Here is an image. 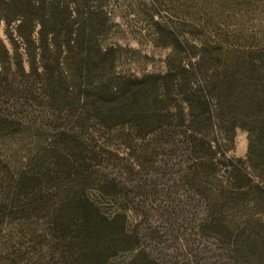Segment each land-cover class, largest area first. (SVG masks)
<instances>
[{"label":"trees","instance_id":"trees-1","mask_svg":"<svg viewBox=\"0 0 264 264\" xmlns=\"http://www.w3.org/2000/svg\"><path fill=\"white\" fill-rule=\"evenodd\" d=\"M127 1L0 0V264H264V0H147L138 75Z\"/></svg>","mask_w":264,"mask_h":264},{"label":"rangeland","instance_id":"rangeland-1","mask_svg":"<svg viewBox=\"0 0 264 264\" xmlns=\"http://www.w3.org/2000/svg\"><path fill=\"white\" fill-rule=\"evenodd\" d=\"M127 2V9L122 7L121 10L113 13V22H117L119 26L113 29L108 40L123 49L119 68L137 75L163 71L164 59L168 50L154 47L150 42V37L143 33L145 17L143 18L140 10L148 1L128 0ZM246 149L247 133L238 130L234 153L236 156L243 157Z\"/></svg>","mask_w":264,"mask_h":264}]
</instances>
